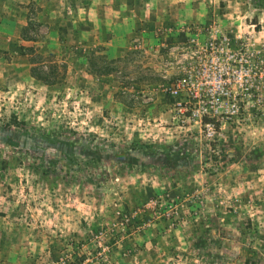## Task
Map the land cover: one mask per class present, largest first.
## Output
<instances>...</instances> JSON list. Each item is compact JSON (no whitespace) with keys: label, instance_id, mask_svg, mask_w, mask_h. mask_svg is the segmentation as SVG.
Wrapping results in <instances>:
<instances>
[{"label":"rangeland","instance_id":"1","mask_svg":"<svg viewBox=\"0 0 264 264\" xmlns=\"http://www.w3.org/2000/svg\"><path fill=\"white\" fill-rule=\"evenodd\" d=\"M211 28L220 140L169 92ZM0 264H264V0H0Z\"/></svg>","mask_w":264,"mask_h":264},{"label":"built area","instance_id":"2","mask_svg":"<svg viewBox=\"0 0 264 264\" xmlns=\"http://www.w3.org/2000/svg\"><path fill=\"white\" fill-rule=\"evenodd\" d=\"M229 46L230 38L225 34L219 36L218 30L211 28L209 38L201 45L197 44L195 53L198 60L194 73L177 77L170 85L169 92L175 98L178 112L193 120L209 140H220L224 135L223 124L239 114L237 96L225 87L223 74L218 73L212 87L205 80V73L211 66L203 57L207 56L210 63L217 65L221 54H224L225 63H229L232 60V55L228 54Z\"/></svg>","mask_w":264,"mask_h":264},{"label":"trees","instance_id":"3","mask_svg":"<svg viewBox=\"0 0 264 264\" xmlns=\"http://www.w3.org/2000/svg\"><path fill=\"white\" fill-rule=\"evenodd\" d=\"M39 62L41 64L40 67L33 66V65L31 66L30 72H31L32 76H34L36 79L41 80L45 83H53L54 82L53 76L57 75L59 73L57 71L44 70L42 68V66H43L42 64H45V63H43L41 61H39ZM31 63L34 64V61L32 60ZM111 72H112V68H110L108 66L103 68V70H99V73H101V74L111 73ZM148 147H150V146L147 144H141L140 145V148H148Z\"/></svg>","mask_w":264,"mask_h":264},{"label":"crops","instance_id":"4","mask_svg":"<svg viewBox=\"0 0 264 264\" xmlns=\"http://www.w3.org/2000/svg\"><path fill=\"white\" fill-rule=\"evenodd\" d=\"M181 6L183 7V6H184V4H181Z\"/></svg>","mask_w":264,"mask_h":264}]
</instances>
